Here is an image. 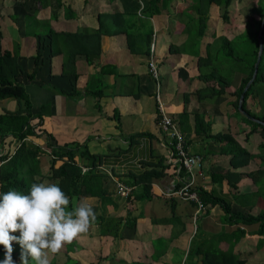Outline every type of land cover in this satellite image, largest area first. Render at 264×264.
Here are the masks:
<instances>
[{
	"label": "crops",
	"instance_id": "obj_1",
	"mask_svg": "<svg viewBox=\"0 0 264 264\" xmlns=\"http://www.w3.org/2000/svg\"><path fill=\"white\" fill-rule=\"evenodd\" d=\"M198 1L170 0L168 13L163 9L164 12L148 16L145 10L150 0H0V15L5 16L0 19V51L12 50L18 43L20 54L26 57L19 59L22 66L23 62L30 63L29 56L36 51V37L26 34L31 29L43 32V26L56 32L82 33L89 36L93 46L98 38L91 33L100 31L98 58L87 63L83 54L76 56L79 75L76 87L83 92L90 79L97 76L93 85L97 96L80 93L67 97L59 93V89H71L72 78L58 76L61 54L52 57L51 71L56 76H49L45 64L41 68L35 66L36 78L32 81L22 79L33 110L46 109L42 128L51 133L58 144H83L90 153L98 155L92 181H89L92 189L85 192L95 214L105 212L108 217H121L122 225L127 217H137L135 227L121 226L119 238H101L95 224L84 233L88 238L111 241L108 252L98 251L99 255H108L100 264H203L200 249L205 248L220 254L231 250L245 264H264V234L258 233V222L231 223L219 204L207 203L196 213L193 202L166 195L175 190L181 178L170 158L167 137L157 124L156 92L171 116L178 118L184 108L190 113L185 140L190 141L188 151L202 158L201 174L194 169V185L211 190L214 196L229 202L233 211L252 215L264 212V181H259L263 178L259 170L263 166L258 157L259 145L264 143V130L258 128L250 132L252 126L242 118L245 115L234 111L233 94L226 92L199 101L196 92L206 86L199 79L204 67L200 69L198 58L205 55L208 43L219 36L231 39L245 33L248 21L245 10L263 0H232L228 22L218 17L217 6L212 4L201 38L185 29L191 17L197 16L193 5ZM50 6L54 13L49 12ZM25 9L28 11H23ZM33 19L36 20L34 25ZM223 24L228 25L227 33H219ZM153 37L157 81L148 70ZM44 39L48 41L46 36ZM72 44L70 42V46ZM31 64L24 69L32 70L34 63ZM103 65L111 66L103 71L104 75L100 69ZM241 76L239 72L234 73L230 90L239 86ZM249 100L252 103L254 100H247V107L251 109ZM10 102L9 107L16 105L15 100ZM194 111L205 114L212 133L231 132L241 147L252 154L248 164L234 168L230 163L232 154L222 153L220 143L195 134L191 114ZM62 133L67 135L63 137ZM32 139L40 145L45 141L44 136ZM5 148L8 147L0 145V155ZM80 161L84 164L82 171L88 169V160ZM163 165L166 166L161 170ZM41 168L43 173L47 169ZM154 170L160 175L152 178L149 189L152 195L147 197L140 177ZM227 171L242 175L235 181L234 176H225ZM218 176H224L221 182L216 181ZM117 182L132 187L130 198L117 192ZM102 190L106 194L102 195ZM236 229L243 231L237 241L234 240Z\"/></svg>",
	"mask_w": 264,
	"mask_h": 264
},
{
	"label": "trees",
	"instance_id": "obj_2",
	"mask_svg": "<svg viewBox=\"0 0 264 264\" xmlns=\"http://www.w3.org/2000/svg\"><path fill=\"white\" fill-rule=\"evenodd\" d=\"M163 0H150L148 7L146 8V15L152 16L153 14L160 13L163 9L168 13L167 6L170 0H166V4H162ZM232 0H199L196 5H193V10L196 12V17H191L189 25H186V31H191L194 36L201 38L207 28V22L209 20V9L212 4L217 6L218 17L224 22L229 21V6ZM259 7H251L246 11V17L248 18L246 27L243 34L235 35L233 38L228 39L226 36H219L212 43H208L206 47L205 55L199 56L198 64L201 67H207V70L199 73V79H201L206 86L200 87L196 90L199 94V101L209 98L210 96H220L226 92L233 94L235 99L232 101L234 111L240 114L238 109V100L240 93L247 81L250 79L254 63L257 58L259 41L258 31L261 25V21L264 17V6L261 9ZM162 11V12H164ZM11 16V15H10ZM256 16L258 17L256 19ZM0 19L5 17L0 15ZM12 17L15 16L12 14ZM36 22L32 20V25ZM30 24V23H29ZM44 32L41 31H27L26 34H31L36 37V51L33 55L29 56L34 63V68L30 71L24 69L21 65L22 56L19 52V44L16 43L13 49H3L0 51V99L13 98L16 101L15 106L0 108V145H4L5 152L0 155V193L7 192L9 190H17L24 194H28L30 187L33 183L49 181V183L58 184L63 191L70 198L69 210L73 205L78 204L81 200L85 199V192L92 189L89 181H92L94 175L92 170L96 165L98 155L92 154L87 149V146L83 144H70L63 143L58 144L51 133H48L45 128H42L43 116L46 109L40 108L37 111L33 110L32 103L25 90L22 79L32 81L36 78V68L46 64L49 70V76H56L52 74L51 62L52 57L57 54L62 55L61 71L58 76L71 78V89H59V93L67 97L74 96L80 93H90L97 96L98 92L94 90V83L98 80L97 76L90 79L87 87L80 91L76 87V79L78 78V72L76 71V56L77 54H83L87 63L94 62L95 58H98L100 54L99 33L97 29L92 35L96 36L97 44L92 45L89 41V36L82 33L71 32H56L52 28H47ZM194 28V30H192ZM2 32L0 30V38ZM48 38V41L44 37ZM263 48L258 64V70L254 81L247 89L244 100L242 102V108L253 117L264 122V28L262 34ZM70 42H73L70 46ZM96 48V49H95ZM215 49V52L213 51ZM48 50V53L44 56L43 52ZM217 56V59L214 58ZM216 60V61H214ZM218 62V64H216ZM110 65H103L100 69L105 71ZM235 72L242 74L240 78L239 86L230 90L231 81ZM105 74V72L101 73ZM70 87V83H69ZM251 98L254 100L259 112L253 111L247 107V100ZM187 99V98H186ZM185 99V100H186ZM193 116V129L197 135L212 139L216 143L221 144V152L226 154H232L230 158L231 166L234 168L248 164L249 160L253 158L245 148L237 142L231 132L226 133H212L211 123L205 119V114L194 111L191 113ZM190 113L186 108L179 114L178 118H174L179 123L180 131L185 134L188 127L186 126ZM241 115V114H240ZM160 114L158 113L159 120ZM244 121L252 126L250 132H254L258 128L264 130V125L248 119L242 115ZM187 127V128H186ZM44 136V143L42 145L35 143L32 137L39 138ZM185 139V136H184ZM189 140H185V147L188 149ZM14 149L12 150V147ZM260 163L263 169L260 170L261 177L264 176V143L259 145ZM190 153V152H189ZM195 154V153H192ZM48 156L49 161L47 163V170L49 173L42 172V157ZM84 158L88 160V169L82 171L84 166L80 159ZM163 160V159H162ZM162 165V164H161ZM166 165L162 166L163 170ZM177 168V166H174ZM173 169V172L175 171ZM160 172L148 171L140 177V182L143 184V189L146 190L151 197L152 193L149 191L151 188L152 178L158 177ZM182 179L186 175L185 169L181 168L178 172ZM242 173H234L231 171L225 172L226 177H235V181H238ZM220 177V178H219ZM219 178V179H218ZM217 182H221L224 176H218ZM238 178V179H237ZM234 181V182H235ZM90 184V185H89ZM182 182L177 184L176 188H179ZM234 183L232 182L231 185ZM200 200L203 204H219L223 211L228 215L227 220L231 223H259L258 233L264 234V212L252 215L250 213L244 214L238 211H233L229 202L225 201L221 197L213 195L212 191H208L202 187H196ZM102 195L106 194L105 190H102ZM145 195V196H146ZM130 198V193L126 196ZM173 204V203H172ZM172 211H174V205H171ZM135 217H127L126 221L122 225L121 217L106 216L105 212L96 215V219L93 222L98 228L97 233L101 238H119V229L121 226H132L136 224ZM234 240L237 241L242 236L243 231L236 229ZM19 235V233H15ZM73 245L72 243L70 244ZM201 250L203 256V264H245L238 254L233 253L231 250L226 253H217V251L211 248H205ZM199 250V252H200ZM68 255L66 264H72L71 260L75 259L77 264H100L102 260H107V256L98 255L96 261L85 263L78 261L74 256ZM23 249L18 243L13 242L12 258L14 264H23L22 261ZM6 257L5 248L0 245V262ZM113 258V256H112ZM28 264H35V261L28 258ZM51 264H58V254L50 256Z\"/></svg>",
	"mask_w": 264,
	"mask_h": 264
},
{
	"label": "clouds",
	"instance_id": "obj_3",
	"mask_svg": "<svg viewBox=\"0 0 264 264\" xmlns=\"http://www.w3.org/2000/svg\"><path fill=\"white\" fill-rule=\"evenodd\" d=\"M56 183H33L28 194L17 190L0 193V245L6 250L0 264H14L13 242L23 249V264H51L50 254L60 253L96 219L87 198L73 205ZM19 233V235H15Z\"/></svg>",
	"mask_w": 264,
	"mask_h": 264
},
{
	"label": "built area",
	"instance_id": "obj_4",
	"mask_svg": "<svg viewBox=\"0 0 264 264\" xmlns=\"http://www.w3.org/2000/svg\"><path fill=\"white\" fill-rule=\"evenodd\" d=\"M155 40L154 37L150 42L149 46V61H148V70L152 77L156 79L159 78L158 69L156 62L154 61V53H155ZM159 90V82L157 85V91ZM158 112L160 114V118L157 122L158 127L162 131V133L167 137V145L170 148V158L177 165L176 174L178 175L179 170L181 168L185 169L186 175L181 179L182 184L179 188L166 193L168 197L177 196L181 199L191 201L196 205V213L200 210L204 209L205 206L203 202L200 200L198 192L196 190V186L194 185V176H195V168L199 170L201 167L202 158L198 154L189 153L188 149L185 147V139L183 133L180 131L178 122H176L166 110L162 103L159 92H156L155 95ZM117 192L126 197L132 187L126 186L121 182L116 183Z\"/></svg>",
	"mask_w": 264,
	"mask_h": 264
},
{
	"label": "rangeland",
	"instance_id": "obj_5",
	"mask_svg": "<svg viewBox=\"0 0 264 264\" xmlns=\"http://www.w3.org/2000/svg\"><path fill=\"white\" fill-rule=\"evenodd\" d=\"M263 4H264V0L262 2L254 3L253 4V7L254 6L255 7H259L257 9H261V7L263 6ZM22 8H23V6L21 7V9ZM37 10L38 9H36L35 12ZM249 10L250 9H248V11ZM23 11H28V9H25ZM49 12L54 13L55 12L54 8H52L50 6L49 7ZM68 27L70 28V25H68ZM227 28H228V25L227 24H223V27H221L219 29V33H221L222 31L227 33ZM45 29H43V26H42L43 32H44ZM192 30H194V28H192ZM192 36H194V33L192 34ZM213 42H215V41H213ZM46 51L43 52L44 56L46 55V53H45ZM213 51L215 52V49ZM214 58L217 59V56H214ZM214 61H216V60H214ZM31 63H33V60H30V63L29 64L27 62L26 63L23 62V67L24 68H27V66L32 65ZM216 64H218V62H216ZM202 70H204V71L207 70V67L202 68ZM23 81H26V80H23ZM181 92H183V88L181 89ZM10 101H14V99L13 98H6V99L0 101V107L1 106H4L5 108L6 107L8 108L10 104L12 105V102H10ZM253 103L250 100L248 101V105L250 106V108L253 111L259 112L258 107L256 106L255 102H253ZM62 134H63V137L67 135V134H64V133H62ZM48 161H49V157L48 156L42 157V164H41V166L46 169L47 168ZM44 173L47 174V173H49V171L46 169ZM261 180H262V182L264 181V176H263V178H260L259 179L260 182H261ZM45 183H49V181H45ZM72 244H73L72 246L70 244L65 245V247L63 248V250L60 253H58V264H66L65 262H66V259H67L68 255H70V252L72 253L71 254L72 256H74L76 259H78V261H83L85 263H86V261H90V262L96 261L97 258H98V255H99L98 254L99 253L98 251L100 249H102L103 252H105V251L108 252V249L107 248H109V246L111 244V241L110 240L109 241H106V239L104 241H100V239L98 237L88 238L83 233V234H80L72 242ZM51 255L52 254H50V256ZM22 261H23V259H22ZM72 261H75V259H72L71 260V263L72 264H77L76 262L74 263ZM90 262H87V263H90Z\"/></svg>",
	"mask_w": 264,
	"mask_h": 264
},
{
	"label": "water",
	"instance_id": "obj_6",
	"mask_svg": "<svg viewBox=\"0 0 264 264\" xmlns=\"http://www.w3.org/2000/svg\"><path fill=\"white\" fill-rule=\"evenodd\" d=\"M263 28H264V17H263V19L261 21V25H260V28H259V31H258L259 48H258L257 58H256V61L254 63V69H253V72H252V75H251L250 79L247 81L246 85L244 86V88L242 89V91L240 93L239 100H238V109L248 119H250L252 121H255V122H259V123L264 125L263 121L253 117L252 115L247 113L242 108V102L244 100L245 93H246L247 89L249 88V86L251 85V83L254 81V79L256 77V74H257L258 64H259V61H260V56H261V52H262V48H263V41H262Z\"/></svg>",
	"mask_w": 264,
	"mask_h": 264
}]
</instances>
